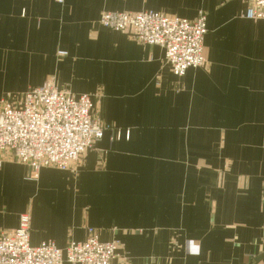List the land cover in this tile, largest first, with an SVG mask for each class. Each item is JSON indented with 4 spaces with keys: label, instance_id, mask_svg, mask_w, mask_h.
Masks as SVG:
<instances>
[{
    "label": "crops",
    "instance_id": "obj_1",
    "mask_svg": "<svg viewBox=\"0 0 264 264\" xmlns=\"http://www.w3.org/2000/svg\"><path fill=\"white\" fill-rule=\"evenodd\" d=\"M248 3L0 0V100L18 103L53 79L90 95L106 129L73 172L46 167L32 179L1 154L0 232L27 212L30 244L64 249L93 227L118 242L110 264H251L263 254L264 21L244 18ZM142 11L204 14L205 64L174 76L161 48L98 23L103 12ZM109 128L121 138L110 141Z\"/></svg>",
    "mask_w": 264,
    "mask_h": 264
},
{
    "label": "built area",
    "instance_id": "obj_2",
    "mask_svg": "<svg viewBox=\"0 0 264 264\" xmlns=\"http://www.w3.org/2000/svg\"><path fill=\"white\" fill-rule=\"evenodd\" d=\"M244 18L264 21V0H249ZM98 23L114 32H129L143 45L161 48L174 76L181 77L206 62L203 38L207 28L202 13L189 21L154 11L103 12ZM105 130L93 113L90 95L58 90L53 79L26 91L18 103L0 100V155L9 154L11 160L27 166L32 179L46 167L73 172ZM109 131L110 141L122 136L120 129ZM124 137L129 138L128 130ZM2 163L0 157V168ZM30 224L31 216L25 212L14 230L0 232V264H110L117 254L118 242L100 240L93 227L86 228L83 241L70 242L64 249L52 241L31 245Z\"/></svg>",
    "mask_w": 264,
    "mask_h": 264
},
{
    "label": "water",
    "instance_id": "obj_3",
    "mask_svg": "<svg viewBox=\"0 0 264 264\" xmlns=\"http://www.w3.org/2000/svg\"><path fill=\"white\" fill-rule=\"evenodd\" d=\"M262 259H264V253L258 255L257 257H255V258L252 260V263H251V264H257V263H258L259 261H261Z\"/></svg>",
    "mask_w": 264,
    "mask_h": 264
}]
</instances>
